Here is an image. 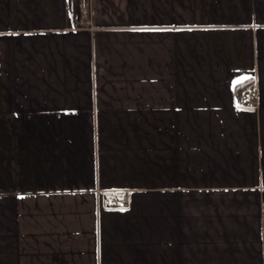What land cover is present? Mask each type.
<instances>
[{
    "label": "crops",
    "instance_id": "crops-1",
    "mask_svg": "<svg viewBox=\"0 0 264 264\" xmlns=\"http://www.w3.org/2000/svg\"><path fill=\"white\" fill-rule=\"evenodd\" d=\"M0 264H264V0H0Z\"/></svg>",
    "mask_w": 264,
    "mask_h": 264
},
{
    "label": "built area",
    "instance_id": "built-area-1",
    "mask_svg": "<svg viewBox=\"0 0 264 264\" xmlns=\"http://www.w3.org/2000/svg\"><path fill=\"white\" fill-rule=\"evenodd\" d=\"M82 13H83V15H82V18H81V23H83V22L89 23L88 21H86L85 11H83ZM255 97H256V93L253 90L249 94L243 96V98L241 99L240 104H242V105L252 104ZM97 193H99V192L97 191ZM110 203L113 206H118V207H126V206H128L130 204L128 192L123 191L120 194H116V193L113 194V196H112V198L110 200Z\"/></svg>",
    "mask_w": 264,
    "mask_h": 264
},
{
    "label": "trees",
    "instance_id": "trees-1",
    "mask_svg": "<svg viewBox=\"0 0 264 264\" xmlns=\"http://www.w3.org/2000/svg\"><path fill=\"white\" fill-rule=\"evenodd\" d=\"M249 83H250V82H249ZM249 83H248V82L243 83V85L240 87V89L245 88Z\"/></svg>",
    "mask_w": 264,
    "mask_h": 264
}]
</instances>
